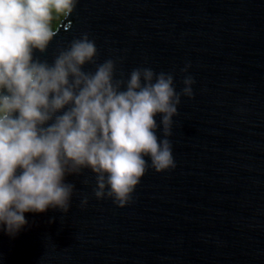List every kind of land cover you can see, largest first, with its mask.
Returning <instances> with one entry per match:
<instances>
[{
	"label": "water",
	"instance_id": "water-1",
	"mask_svg": "<svg viewBox=\"0 0 264 264\" xmlns=\"http://www.w3.org/2000/svg\"><path fill=\"white\" fill-rule=\"evenodd\" d=\"M68 19L34 59L52 64L87 33L116 79L151 68L173 73L179 93L195 78L168 137L176 168L158 173L145 157L124 208L95 197L90 169L67 174L69 212H27L14 237L0 224V264H264V0H80Z\"/></svg>",
	"mask_w": 264,
	"mask_h": 264
},
{
	"label": "clouds",
	"instance_id": "clouds-1",
	"mask_svg": "<svg viewBox=\"0 0 264 264\" xmlns=\"http://www.w3.org/2000/svg\"><path fill=\"white\" fill-rule=\"evenodd\" d=\"M79 2L0 0V224L13 237L28 223L27 212L49 206L69 212L75 185L63 182L67 174L90 169L95 197L124 208L148 170L145 157L158 173L176 168L168 137L181 97L194 98L192 75L179 93L173 73L151 68L116 79V62L98 64L87 33L61 48L52 64L34 59V50L45 53L58 34L54 15L65 17L70 31ZM87 64L95 71H84ZM87 204L85 197L81 207Z\"/></svg>",
	"mask_w": 264,
	"mask_h": 264
},
{
	"label": "trees",
	"instance_id": "trees-1",
	"mask_svg": "<svg viewBox=\"0 0 264 264\" xmlns=\"http://www.w3.org/2000/svg\"><path fill=\"white\" fill-rule=\"evenodd\" d=\"M64 18L65 17H63V16L56 17L54 15V19L52 21V28H53L54 31H56L59 28V26H60V24H61V22L63 21Z\"/></svg>",
	"mask_w": 264,
	"mask_h": 264
}]
</instances>
